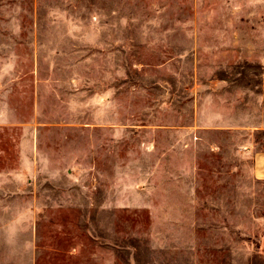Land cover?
Returning <instances> with one entry per match:
<instances>
[{
    "label": "rangeland",
    "instance_id": "rangeland-1",
    "mask_svg": "<svg viewBox=\"0 0 264 264\" xmlns=\"http://www.w3.org/2000/svg\"><path fill=\"white\" fill-rule=\"evenodd\" d=\"M264 0H0V264H264Z\"/></svg>",
    "mask_w": 264,
    "mask_h": 264
},
{
    "label": "crops",
    "instance_id": "crops-1",
    "mask_svg": "<svg viewBox=\"0 0 264 264\" xmlns=\"http://www.w3.org/2000/svg\"><path fill=\"white\" fill-rule=\"evenodd\" d=\"M254 173L256 178L264 180V150L255 153Z\"/></svg>",
    "mask_w": 264,
    "mask_h": 264
}]
</instances>
